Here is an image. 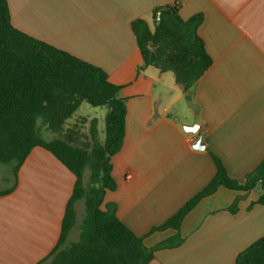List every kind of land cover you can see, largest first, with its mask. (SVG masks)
<instances>
[{
	"label": "crops",
	"instance_id": "obj_1",
	"mask_svg": "<svg viewBox=\"0 0 264 264\" xmlns=\"http://www.w3.org/2000/svg\"><path fill=\"white\" fill-rule=\"evenodd\" d=\"M8 3L17 30L101 68L121 87L126 135L112 159L116 189L107 191L102 209L115 205L119 219L144 237L147 248L177 235L173 229L149 232L211 182L217 172L211 153L241 183L264 160V0ZM176 5L184 20L203 15L198 34L212 59L187 93L172 72L139 71L143 60L132 30L138 18L152 28L155 8ZM82 121L91 126L85 134L89 141L94 142L95 124L97 139L104 142L96 118ZM192 126H198L197 133L185 132ZM76 136L73 131L61 139L70 143ZM200 139L202 150L197 149ZM9 181L0 172V264H37L60 240L75 176L50 152L35 147ZM262 193L261 185L250 192L221 187L186 216L183 243L156 251L150 264H236L240 253L264 237ZM78 202L77 224L67 244L80 237Z\"/></svg>",
	"mask_w": 264,
	"mask_h": 264
},
{
	"label": "trees",
	"instance_id": "obj_2",
	"mask_svg": "<svg viewBox=\"0 0 264 264\" xmlns=\"http://www.w3.org/2000/svg\"><path fill=\"white\" fill-rule=\"evenodd\" d=\"M153 18L154 29L142 18L132 23L143 60L139 71L154 67L163 73L172 72L177 85L187 93L212 66L198 34L203 15L184 20L176 5L155 8ZM120 92L121 87L111 83L101 68L17 30L12 25L8 0H0V164L12 165L17 177L31 151L41 147L76 179L60 240L37 264H150L156 251L183 243L180 229L186 216L221 187L250 192L261 185L263 193L258 203L264 205V160L241 183L230 178L222 161L211 153L217 168L211 182L149 232L173 229L177 235L153 249L147 248L144 237L135 235L119 219L115 205L102 209L107 191L116 189L112 159L121 151L126 135V103ZM83 102L108 108L105 140L98 141L94 124L89 151L60 138L66 122ZM43 131L56 137L45 140ZM87 169L91 170V179L85 185ZM81 200L85 201V216L80 237L67 244L77 224L75 205ZM236 208L234 204L231 211ZM236 264H264V237L240 253Z\"/></svg>",
	"mask_w": 264,
	"mask_h": 264
},
{
	"label": "rangeland",
	"instance_id": "obj_3",
	"mask_svg": "<svg viewBox=\"0 0 264 264\" xmlns=\"http://www.w3.org/2000/svg\"><path fill=\"white\" fill-rule=\"evenodd\" d=\"M155 26V20L152 21V29H154ZM108 114V108L107 107H93L87 102H83L76 112V114L68 121L69 124L66 126V130L64 134H62L61 138H64L67 140L68 135L70 132L75 131L77 133L76 140L70 142L73 146L87 149L88 151L91 150L93 146V141H89L85 134H90L89 129L91 126L89 124H84L82 121V118H96L98 121V130H99V136L104 139L105 138V120ZM74 122V123H70ZM84 132V133H83ZM79 133V135H78ZM42 136L45 140H51L55 138L56 136L51 134L48 131H43ZM0 172H4L9 175V185L12 184L14 180V171L12 165H6V164H0ZM91 179V170L87 169L85 171V185H87L90 182ZM78 212L80 215V220L83 219L85 215V201L81 200L78 202L77 205ZM76 233H78V230H76Z\"/></svg>",
	"mask_w": 264,
	"mask_h": 264
},
{
	"label": "water",
	"instance_id": "obj_4",
	"mask_svg": "<svg viewBox=\"0 0 264 264\" xmlns=\"http://www.w3.org/2000/svg\"><path fill=\"white\" fill-rule=\"evenodd\" d=\"M198 126H192V127H184V130H185V132H187V133H193V134H195V133H197V131H198ZM204 143H203V140L202 139H200L199 141H198V146H197V149H204Z\"/></svg>",
	"mask_w": 264,
	"mask_h": 264
},
{
	"label": "built area",
	"instance_id": "obj_5",
	"mask_svg": "<svg viewBox=\"0 0 264 264\" xmlns=\"http://www.w3.org/2000/svg\"><path fill=\"white\" fill-rule=\"evenodd\" d=\"M131 178V176H128V179H130Z\"/></svg>",
	"mask_w": 264,
	"mask_h": 264
}]
</instances>
